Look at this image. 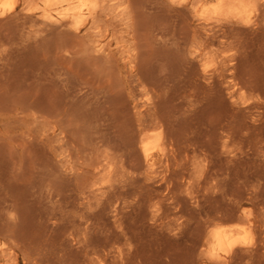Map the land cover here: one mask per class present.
Instances as JSON below:
<instances>
[{
  "label": "rangeland",
  "instance_id": "rangeland-1",
  "mask_svg": "<svg viewBox=\"0 0 264 264\" xmlns=\"http://www.w3.org/2000/svg\"><path fill=\"white\" fill-rule=\"evenodd\" d=\"M193 1L7 0L0 264H264V0Z\"/></svg>",
  "mask_w": 264,
  "mask_h": 264
},
{
  "label": "bare ground",
  "instance_id": "bare-ground-1",
  "mask_svg": "<svg viewBox=\"0 0 264 264\" xmlns=\"http://www.w3.org/2000/svg\"><path fill=\"white\" fill-rule=\"evenodd\" d=\"M92 3H93V0H45V4L47 7L52 6V5H56V4H60L62 6H65L64 12L62 13L61 16L64 18H67V19H73L75 21L80 20L84 17V9H86L89 14L92 12ZM197 4H198L197 0H194L193 3L191 4L195 13H198V9H199L197 7ZM6 5H7V0H0V12L6 7ZM237 5L240 6L241 8L245 7L246 1L245 0H237ZM46 14L48 15L47 12H46ZM260 23H262V22H260ZM258 25H259L258 23H254V26H256V28L252 29L253 33H256L258 31ZM259 29H260V27H259ZM225 134H227V133H225ZM145 151H146L147 161L149 162L151 160L149 157L150 154L148 153L147 149H145ZM212 238H213L215 246L219 250H221V248H227L228 245L232 241H236V243L232 244L231 248L228 249L227 251L233 249V247L236 244H238L239 240H240V238L235 233H233V230H227L225 228L216 229L212 234ZM241 251H243V250H241ZM247 252L243 251V253H241V254L243 255L244 253H247ZM241 254H240V256H241ZM242 260H241V262H242Z\"/></svg>",
  "mask_w": 264,
  "mask_h": 264
},
{
  "label": "clouds",
  "instance_id": "clouds-1",
  "mask_svg": "<svg viewBox=\"0 0 264 264\" xmlns=\"http://www.w3.org/2000/svg\"><path fill=\"white\" fill-rule=\"evenodd\" d=\"M240 241H242V242L245 243V244H251V243H252L251 239H250V238H246V237H241V238H240ZM234 243H236V241H232V242L228 245L227 248H221V251H227L228 249L231 248L232 244H234Z\"/></svg>",
  "mask_w": 264,
  "mask_h": 264
}]
</instances>
